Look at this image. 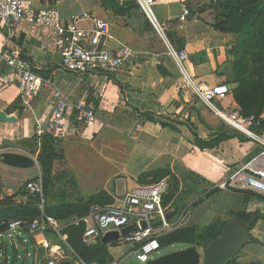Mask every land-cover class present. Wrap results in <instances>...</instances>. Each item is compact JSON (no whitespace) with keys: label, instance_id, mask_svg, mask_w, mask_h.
Returning a JSON list of instances; mask_svg holds the SVG:
<instances>
[{"label":"crops","instance_id":"crops-1","mask_svg":"<svg viewBox=\"0 0 264 264\" xmlns=\"http://www.w3.org/2000/svg\"><path fill=\"white\" fill-rule=\"evenodd\" d=\"M62 1L56 0L62 4L61 10L55 7L62 18L68 19L72 14L89 10L111 23L110 34L102 37L101 46L112 50L128 47L132 52L111 75L80 76L66 71L61 66L62 57L49 51L52 39L44 30L27 24L17 30L0 25V48L10 35L23 49L33 70L43 77H52L69 101L89 98L95 90L101 92L96 122L79 124L74 118L73 108H69L65 115L64 124L69 134L57 140L64 159L55 161L53 167L54 175L59 177L56 187L64 191L60 198L69 202H86L100 191H106L116 202L135 186L147 185L139 181L143 174L167 172L162 179L166 178L170 183L175 178L179 182V190L166 205L171 220L182 214L191 217L192 209L188 208L187 202L180 203L188 197L183 193L185 189L192 194L200 188H208L210 194L220 192L219 196L212 195L209 208L214 210L216 202L224 199L225 210L219 211L224 210V215L243 210L245 195L242 192L246 190H222L214 186L259 155V146L253 140L245 139L241 132L229 126L192 91L182 87L183 78L178 65L141 8H128L124 0H74L76 8L69 9ZM206 3L207 0H155L154 7L167 27L173 46L188 52L187 67L197 82L206 86L227 84L229 93L218 98L216 103L223 110L231 107L239 109L232 92L237 84L229 83L227 77L234 60L232 49L237 36L226 35L212 25L210 10L203 8ZM186 7L191 10V15L182 21L180 17ZM12 82L9 88L0 92V111L14 118L11 122L0 121V180L3 194L18 196L20 200L19 193L26 183L42 176L38 154L44 135H37L36 129L39 122L45 124L50 120L53 107L51 95L46 91L27 100L19 94L18 80ZM261 116L264 121V113ZM198 139L218 142L213 148L200 149ZM5 153H19L36 159L38 177L28 178L19 189L11 185L6 187L5 180L10 182V176L8 170L2 167ZM97 158L104 160L109 171L98 187L85 194L84 188L89 183L87 174L93 170L90 166L95 162L100 164ZM90 159L95 162H89ZM59 162L63 167L57 174ZM97 167L100 169L101 166ZM73 180L76 183L74 188L70 186H74ZM118 180L124 181L122 185ZM192 182L199 184L196 189L192 188ZM170 191L169 188L168 194ZM53 202L56 201L53 199ZM252 206H256L253 198L248 204L249 211H253L250 209ZM221 214L217 215L228 220ZM79 219L73 215L62 221L55 220L62 226V232L68 224ZM190 222L191 219L189 225ZM251 234L258 241L249 243L248 254L238 256V264H264V220L257 223ZM21 237L25 256L23 264L31 257L33 264H45V253L36 246L34 238L28 232ZM59 240L54 237L52 242L60 245ZM10 244L16 255L12 263L15 264L16 258L21 257L15 242L11 240ZM112 246L114 244L109 245V252ZM63 247L60 252L70 255L66 253L67 248L73 255L71 247ZM4 254L7 260L10 259L6 249ZM61 261L63 259L59 257L58 262ZM64 261L70 262L71 258Z\"/></svg>","mask_w":264,"mask_h":264},{"label":"built area","instance_id":"built-area-1","mask_svg":"<svg viewBox=\"0 0 264 264\" xmlns=\"http://www.w3.org/2000/svg\"><path fill=\"white\" fill-rule=\"evenodd\" d=\"M35 1L0 0V25L17 30L27 24L34 29L47 32L52 39L49 51L62 57L61 66L66 71L80 76L99 74L105 76L116 72L130 56L132 50L128 47L112 50L101 46L102 37L108 36L111 31V23L105 18L89 10H82L64 19L56 8L35 9L31 6ZM124 1H135L165 42L168 54L182 74V87L192 91L229 126L262 148L259 155L234 171L227 180L216 184L214 188L246 190L264 195V132L260 131L264 123L262 116L245 115L235 108L227 110L219 108L215 101L229 93V86L227 84L206 86L197 82L187 67L188 52L177 50L171 43L166 25L154 10L155 0ZM190 14V9L186 7L180 19L185 21ZM14 79L18 80L19 94L24 99L32 100L43 91L51 95L52 116L47 123H38L37 135L48 134L54 139L66 137L69 130L64 124V119L69 108H73L74 118L79 124L87 125L97 121V106L101 97L99 90H95L89 98L78 102L69 101L51 77H42L33 70V65L24 56L23 49L8 35L0 48V92L9 88ZM26 187L29 193H37L42 197L39 206L42 215L31 222L19 219L9 221L6 230L0 232V244L5 239L13 241L19 239L28 232L34 238L36 246L45 253L43 256L47 259L45 264H57L59 257L63 261L67 260L69 256H66L65 252H60L64 245L70 247L67 234L62 235V226L58 221L45 214L46 201L43 196L42 176L28 181ZM168 190L169 182L166 178L152 184L137 185L122 198H118L114 204L93 205L87 216L74 221L73 224L78 225L80 222L86 224L83 241L87 245L102 241L107 232L114 230L121 232L123 228L135 224L131 233L121 235L113 243L129 242L132 245L130 254L140 263L148 264L160 254L159 238L187 226L190 221V215L187 214H182L174 220L169 218L168 210L163 203ZM157 219L159 222L154 224L153 220ZM142 222H146V227H143ZM48 234L60 239L58 242L60 245H55L48 238ZM124 260L123 256L110 264H123ZM79 263L86 264L81 259L77 264Z\"/></svg>","mask_w":264,"mask_h":264},{"label":"trees","instance_id":"trees-1","mask_svg":"<svg viewBox=\"0 0 264 264\" xmlns=\"http://www.w3.org/2000/svg\"><path fill=\"white\" fill-rule=\"evenodd\" d=\"M125 4L128 5V8L139 6L135 1H126ZM203 8L210 10L212 25L217 30L226 35L237 36L236 45L232 49L234 60L227 73L228 82L237 84V87L232 90L235 103L241 113L261 116L264 113V0H207ZM44 77L48 76L44 75ZM260 131L264 132V123ZM245 139L249 138L245 136ZM217 142L198 139L197 146L200 149H208L215 147ZM63 159L64 154L58 148L57 141L52 136L45 134L41 140L38 162L42 172L43 196L46 201L45 214L47 216L59 221L73 215L83 218L90 213L93 205L114 204V198L106 191H100L86 202L80 200L77 203L66 201L65 198L61 199L60 196L64 191L62 192L56 187L59 177L54 175L53 167L55 161ZM166 176L167 172L155 174L149 172L143 174L139 181L143 184H151ZM73 184L76 186L75 180H73ZM169 188L171 189L170 193L164 197L165 206L179 190L178 180L175 178L171 180ZM242 193L245 195V208L239 212H232V219L219 218L214 223L207 225L205 229H200L194 224L187 225L162 236L160 238L162 247L205 248L221 236L224 226L233 219H237L247 226L250 231L253 230L259 221L264 220V212L248 210L249 202L254 196H257V193L250 191ZM19 195L22 197L20 200H18V196H5L0 180V232L6 230L7 223L11 220L19 219L31 222L41 217L42 210L39 206L42 197L37 193H29L26 185L21 189ZM53 199L56 202H53ZM85 230L86 224L80 222L78 225L68 224L62 231L63 234L68 235V244L73 250L74 258L81 259L86 264H110L113 262L115 259L108 252L109 245L103 244L102 241L87 245L83 241ZM257 241V238L251 234L249 243H257ZM238 255L232 257L226 264H238Z\"/></svg>","mask_w":264,"mask_h":264},{"label":"rangeland","instance_id":"rangeland-1","mask_svg":"<svg viewBox=\"0 0 264 264\" xmlns=\"http://www.w3.org/2000/svg\"><path fill=\"white\" fill-rule=\"evenodd\" d=\"M63 1L65 2L66 8L68 7L69 9H71V8L75 9L76 8L75 6H77V4L74 2V0H63ZM31 6L34 7L35 9H39L40 6L44 7V8H55V7H57L60 10L63 7L62 4L61 5L58 4L56 2V0H47L44 3H42V1H40V0H36L35 3L32 4ZM154 10H155V7H154ZM3 90H5V89H3ZM217 106L219 108L223 109L218 104H217ZM225 110H227V109H225ZM258 148L260 149V151H262V148L260 146ZM97 160L100 161V164H99L101 166L100 169L97 167L99 165H96V162L93 159L88 160L89 162H95V164L90 166V168H93V170H91L87 174L89 183H88V186L84 188V191H85L84 193L85 194H88L90 191H92L93 189L98 187L99 184L103 181V179L105 177V174L109 171V169L106 167L107 165L104 164V160H101L99 158H97ZM61 164L62 163L59 162L57 167H56L57 174L60 172L59 170H61V168L63 167V165H61ZM2 167L8 170L7 173L10 176V182L5 180L6 187H7V185H11L13 187H18V189H19L21 187V185L23 186V183L28 178H36L39 175V169H38V165L36 163L33 166L21 167V168L20 167H18V168L11 167L9 165H6V164L2 163ZM11 168H15V169H11ZM110 170H112V169H110ZM71 176H72V173H71ZM118 182H120V184L122 185V183L124 181L123 180H118ZM197 185H199V184H195V183L192 182V188L193 189H196L198 187ZM70 186H72V188L75 187L73 185H70ZM188 187H189V185H188ZM61 188H62V186H61ZM183 193H184L185 196H188V197L187 198H183L180 201V203L183 204L182 201H184V203L187 202V206L189 205L188 208L192 209V213H191V217H190V219H191L190 224L198 223L197 226L200 229H205L207 225L212 224L217 219L221 218V216H218L221 212H222V214L224 213V210H225L224 209V205L226 203L224 199H221V200L219 199L216 202L214 210L209 208V205H210L209 202H210V198L212 197V195L219 196L220 192H215V194L212 192V194H210L208 188L207 189L200 188L194 194H192L191 191L188 192L186 189L183 191ZM263 198H264L263 194H258L257 193V196L253 197V200L255 201V205L256 206H252V207H250V209L253 210V211L259 210L261 212H264V199ZM222 209H224V210L219 212ZM222 216H223V218L232 219V215L229 214V213H227L226 215L223 214ZM48 237H49V239H51V238L54 239L55 236L52 237V235L51 236L49 235ZM10 242H11V240L5 239L0 244V264H12L13 263L14 257L16 255L14 254V251L12 250V245L10 244ZM14 242L17 245L18 255H20V257H21L19 259L16 258L15 264H23L24 261H25V256L23 255L24 252H23V246H22L23 238L20 237L19 239H14ZM131 247H132V245L129 242L123 243V244H115L110 249V254L115 259H119V258L124 256L125 260H124L123 264H142L132 254H130ZM183 247H185V246H173V247H168V248H162L161 251H160V254L156 255V258H158L159 256H162L164 254L170 253L172 251L181 249ZM248 247H249V243L243 248V250L240 252V254L238 256L247 255L248 254L247 250H249ZM245 248H246V250H245ZM5 249L7 251V254L10 257V259L8 258V260L6 259V255L4 254ZM66 253L70 254L68 256L71 258V261H70L71 264H77L78 263L79 260H76L74 258V255H72L71 252L67 248H66ZM31 259H32V257L30 258V260L27 261L26 264H31V263L33 264Z\"/></svg>","mask_w":264,"mask_h":264},{"label":"water","instance_id":"water-1","mask_svg":"<svg viewBox=\"0 0 264 264\" xmlns=\"http://www.w3.org/2000/svg\"><path fill=\"white\" fill-rule=\"evenodd\" d=\"M13 117H8L0 111V121L11 122ZM4 163L16 164L20 167L33 166L37 161L19 153H5ZM159 220H153L156 224ZM146 227V222H142ZM135 224H131L119 231H110L102 238V243L109 245L120 238L121 235L131 233ZM250 229L237 219L230 220L223 228L221 236L213 240L207 247L198 249L196 247L181 248L150 260L148 264H226L232 257L237 256L250 242ZM57 264H70L69 261H61Z\"/></svg>","mask_w":264,"mask_h":264},{"label":"bare ground","instance_id":"bare-ground-1","mask_svg":"<svg viewBox=\"0 0 264 264\" xmlns=\"http://www.w3.org/2000/svg\"><path fill=\"white\" fill-rule=\"evenodd\" d=\"M155 4V3H154ZM188 8V7H187ZM191 11V10H190ZM191 15V14H190ZM123 64V63H122ZM121 67V66H120ZM119 67V68H120ZM115 73V72H114ZM111 74H113V73H109L108 75H111ZM103 75V74H102ZM41 76V75H40ZM105 76H107V75H105ZM43 77V76H42ZM49 77V76H48ZM47 78V77H46ZM52 78V77H51ZM53 79V78H52ZM101 93V92H100ZM101 98V97H100ZM216 102V101H215ZM217 105V104H216ZM239 110V109H238ZM56 141L58 140V139H55ZM169 182V181H168ZM169 187H170V183H169ZM169 191V190H168ZM167 195V194H166ZM165 195V196H166ZM163 203H164V201H163ZM169 216V215H168ZM170 233V232H169ZM167 234V233H166ZM161 238V237H160ZM160 238H159V240H160ZM160 243H161V241H160ZM163 247H162V245H161V249H162ZM203 249V248H202Z\"/></svg>","mask_w":264,"mask_h":264}]
</instances>
